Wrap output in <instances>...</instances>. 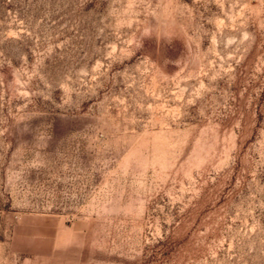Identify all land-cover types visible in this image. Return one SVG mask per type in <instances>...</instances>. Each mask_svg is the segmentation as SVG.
Masks as SVG:
<instances>
[{"label": "rangeland", "instance_id": "374dc122", "mask_svg": "<svg viewBox=\"0 0 264 264\" xmlns=\"http://www.w3.org/2000/svg\"><path fill=\"white\" fill-rule=\"evenodd\" d=\"M0 264H264V0H0Z\"/></svg>", "mask_w": 264, "mask_h": 264}]
</instances>
